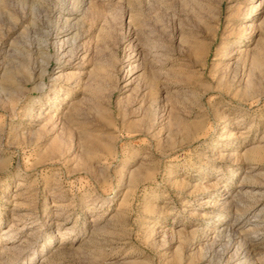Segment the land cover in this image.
<instances>
[{"label":"rangeland","instance_id":"374dc122","mask_svg":"<svg viewBox=\"0 0 264 264\" xmlns=\"http://www.w3.org/2000/svg\"><path fill=\"white\" fill-rule=\"evenodd\" d=\"M0 264H264V0H0Z\"/></svg>","mask_w":264,"mask_h":264},{"label":"bare ground","instance_id":"6f19581e","mask_svg":"<svg viewBox=\"0 0 264 264\" xmlns=\"http://www.w3.org/2000/svg\"><path fill=\"white\" fill-rule=\"evenodd\" d=\"M61 1L64 2V0H61ZM74 2H75V5L77 4L79 7H82L85 4V0H74ZM136 47L137 48L135 51H137V55H141L143 52L142 46H140V44H138Z\"/></svg>","mask_w":264,"mask_h":264}]
</instances>
